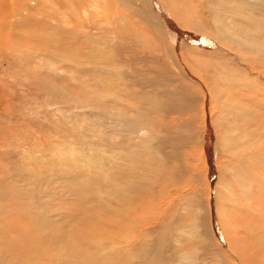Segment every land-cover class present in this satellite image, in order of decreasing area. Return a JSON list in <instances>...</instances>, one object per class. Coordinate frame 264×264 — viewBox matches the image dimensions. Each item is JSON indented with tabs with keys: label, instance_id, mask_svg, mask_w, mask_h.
<instances>
[{
	"label": "rangeland",
	"instance_id": "1",
	"mask_svg": "<svg viewBox=\"0 0 264 264\" xmlns=\"http://www.w3.org/2000/svg\"><path fill=\"white\" fill-rule=\"evenodd\" d=\"M154 1L160 7L158 1ZM78 2V12L84 21L85 31L106 43L103 57H80L82 70L79 79L82 87L80 86L79 95L80 101L87 107L83 125L86 130L73 134L74 131L60 126L63 122L68 123L67 118H63L65 115L69 119L73 117L70 116L73 112L63 109L69 108L73 111L71 104L64 106L63 97L71 101L78 99L69 72L73 65L71 57L62 52L52 53L50 51L53 49L48 50L33 43L29 44L31 46L21 47L22 52L18 54L23 56L20 55L19 66L26 64L25 67L30 72L33 69L42 71L39 81L33 79L27 86L38 98L32 103L30 110H41L47 117L35 116L33 111H29L31 121H40L38 125L29 127L27 120H22L19 127L21 131H13L9 140L3 142L4 147H7V157L2 158L3 151L0 150V164H8L7 169L3 170L4 176H10L0 184V264H46L45 258H50L49 254L54 255L56 264H81L76 258L79 251L75 248L80 247L77 245L79 239L90 241L89 245L100 248L103 255L98 257V261L91 262L92 264H119L117 254L121 253L111 252L109 247L114 245L112 241L120 240L123 232L117 225L120 214L127 216L128 220L130 215L138 218L135 219V233H128L131 246L127 248L128 255L124 254V259L126 257L128 260L123 263L149 264L150 261L157 264L150 257L159 240L153 241L155 246L150 243L142 249L144 247L140 246L139 239L142 232L151 230H155L156 234L153 236L159 238L160 234L157 232L165 226L172 233L164 236L163 244H166H162L164 249L160 252L162 251L161 257L165 262L161 264H264V87L259 86V81L260 85L264 84V68L259 69L260 71H249L239 62V50L227 52L219 42L206 36L212 30V25H203L198 19L199 22L194 21L196 24H193L197 31L186 28L190 14L193 17L195 14V17L205 14L204 0H188V14L184 13L183 16L176 13L178 16L169 17L180 40L188 45L187 49L193 50L189 56H185L183 52L172 54L180 60L181 66H171L170 62L166 63L162 54L157 55V52L162 51L158 42V45L151 43L155 52L145 47L152 41L149 36L148 39L147 36L143 39L144 47L140 44L136 46L135 36L139 31L147 33L146 27L138 24L139 28L135 26L133 29L131 25L137 24L118 6V0H105L106 8L103 0L95 5L89 3L88 9L87 0ZM164 2L161 1V7L171 9L180 0L174 3ZM89 9L98 17L92 24L88 22ZM240 24V29L251 32L247 25ZM119 30H123L120 39L116 37ZM238 39L242 41L239 36ZM16 41L18 42L17 39ZM106 41L114 45H109ZM259 41L264 45V40ZM250 42L245 41L247 45H251ZM190 44L193 46H189ZM26 53L27 56L32 54L31 61ZM197 53H200L199 56ZM244 53L249 54L241 51V54ZM37 56H48L46 63L50 67H46V72L43 68L45 61L39 62L34 58ZM188 58H196V63L191 62L193 67L199 62L202 63L197 65L199 68L196 67L200 71L184 66L191 61ZM209 60L211 65H205ZM59 65L66 66L67 70L57 69ZM174 67H178V73L174 71ZM258 88L260 91L257 93ZM135 92L139 95L146 94L152 99L147 105L143 106L140 102L137 104L131 95ZM58 102L62 108L55 116L50 113L53 106L49 104ZM29 107V104H25L24 111L22 106L20 113H24ZM118 113L122 114L123 119L128 118L130 123L119 124ZM144 130L146 133H142ZM52 131L59 132L51 137ZM149 135L156 138L153 148L157 150L144 153L142 138ZM17 147L23 157V167L18 169L14 163L9 164L11 159H6ZM81 147L85 149V155H78ZM63 150H66L65 153ZM118 150L130 158L131 167L128 166L131 169L128 167L127 177L133 181L137 179L143 185L135 182L139 188L135 185L133 193L128 192L130 198L127 201L125 199L128 196L122 194L124 190L115 188L118 195L109 194L113 179L108 173L115 169L116 164L113 163H116ZM86 153L92 154L87 156ZM101 153H105L104 160L111 162L107 160L109 163L105 164L106 168L98 161L92 162V165H83L82 179H85L86 192L89 193L82 192L83 189L78 193L74 187L76 180L72 178L76 176L75 171L79 166L75 170L73 161L78 160L82 164L84 158L92 159L102 155ZM62 157L67 160L62 161ZM36 161L43 164L38 166ZM107 164L111 167L109 171ZM116 171L115 169V173ZM54 172L60 175H54ZM119 172L125 174L123 170ZM134 172L137 177L132 174ZM148 179L150 185L146 182ZM139 211L144 213L140 214ZM39 217L42 218V223L36 222ZM47 233L53 237V242L45 245L44 255L39 250L43 245L38 242ZM92 242L99 245H92ZM115 246L119 247L117 243L112 247L118 250ZM37 252L40 255L39 260ZM147 252L150 257L145 255ZM91 256L95 257V251Z\"/></svg>",
	"mask_w": 264,
	"mask_h": 264
},
{
	"label": "bare ground",
	"instance_id": "2",
	"mask_svg": "<svg viewBox=\"0 0 264 264\" xmlns=\"http://www.w3.org/2000/svg\"><path fill=\"white\" fill-rule=\"evenodd\" d=\"M78 1L79 0H0V150L3 151L2 152V156H1L2 158L3 157L5 158V156L7 157V152H6L7 151V147H4L5 145L3 144V142L5 143V141L7 142L9 140L10 134L13 133V131H19V130L21 131V129H19V127L22 124L21 122H23L22 120H24V121L27 120V125L29 127H33L34 125L37 126L38 123L40 122L39 120L38 121H31L32 120L30 118L31 111H33V113H34L35 116L42 115V117L43 116L47 117V115L46 114L44 115V113H42L41 110H38V109H31L30 110L32 103L36 102L38 100V98L36 97L34 91L31 88L27 87L28 84L31 83L33 79L38 80L40 78V73H42V71L41 70L40 71H36V70L33 69V72H30V70L25 67L26 64H22V67L19 66V64H18L19 61H20V59H19L20 58V55H22V54H20V55L18 54L19 52H22L21 47H23V46H26V47L27 46H31V45H29L30 43H33L34 45L39 46V47L40 46L45 47V49L47 48L48 50L49 49H53V51H50L52 53L54 51L62 52L63 54L67 55L68 57H71L70 59H72L71 61L73 62V65H71V68H70L71 71H69V72H71V76H72V79H73V82H74L73 87L76 88V92L75 93H76V95H78V99L76 98L74 101H71L68 98L62 96L63 97V104H64V106H68L69 104H71L72 105L71 108L73 109V111H70L69 108H63V109H65L67 112H70V113L73 112V115H70V116H73V117L71 119H69V117H67L64 114V112H62L63 115H65L63 118L64 119L67 118L66 120H68V123L63 122L60 126H63V127H61L63 129H70V131L71 130L74 131L73 134H75L77 132L80 134V133H83L84 130H86L83 127L84 121H85V116L87 114L85 112V107L86 106H85L84 102L82 103L80 101V95H79L80 86H81V79H79V77H80V73H81V70H82L81 69L80 57L83 56V57L88 58V56L89 57L91 56L93 59L94 58L101 57V56L103 57V55H105L104 54V51H105L104 49L106 48V46H105L106 43L100 41L97 37H94V36L88 34L85 31V29H84V21L81 20V18H80L81 15L78 12L79 11V2ZM103 1L105 3V0H103ZM157 1H158L159 5L161 7L162 6L161 5V1H165V2L167 1V2H170V3L171 2L174 3L175 1H179V0H157ZM186 1H188V0H180L179 4H176L171 9H168V7H166V9L163 8V7H161L163 10L156 4L155 1L153 2V0H142V1L140 0V2L138 0H118V6L119 7H122V9H124V11L127 12V14L132 17L131 18V21L134 22V24H137V25H131V26H133V29H135V26L138 27V24L139 25H143L144 27H146L147 33H145V32L142 33V32L139 31V34L137 36H135V39L134 40L136 41L135 42V44H137L136 46H139V44H140L141 46L144 47L145 44L144 43L142 44L143 39H144L145 36H147V39H148V36H149L150 37L149 39H151L153 42L152 41H149V43H148L149 45L148 46L146 45L145 47H149L152 50V52H155L153 50V48H151V47H154V46H152L151 43H154L156 45H158V43H159L161 45V48H162L161 50L162 51L157 52L158 53L157 55H161L162 54V56L165 57L166 63L167 62H170V65L171 66L173 64H174V66H175V64H176V66H181L182 64H181L180 60L177 59L176 56L174 57L172 54H174V53L176 54L177 52H183L185 56H189L190 54L193 53V50L190 51V49H187L188 48L187 47L188 45L186 43H184L182 40H180L179 34L177 32H175L173 26H171V23H170V20L171 19L169 20V17L171 18V16L173 17L174 15L176 17L177 14H180V15H183V16H184V13L188 14L190 10L187 9V3L188 2L186 3ZM99 2H100V0H87V9L89 8V3L95 5V4H98ZM61 3H63L62 4L63 7H62ZM168 5H170V4H168ZM106 7H107V5L105 3L104 4V8H106ZM203 9L205 11V14L204 15H200L199 17H195L196 16V14H195V16L193 17L190 14L188 16L189 17V24L187 25L188 27H186V28H189L190 30H196V29H194V28H196V26H193V24L194 23L196 24V22H199V21L202 22L203 25H205L206 23L212 25L213 26L212 30L208 31L207 35L204 33V35L209 36L210 38H212L216 42H219L224 47L223 49L224 50H227V52L228 51L231 52L233 49L234 50H239V53L240 54L238 56L241 59V61H239V60L238 61L240 63H243L249 69V71H260L259 69H262L263 70V68H264V45L259 40H264V0H204ZM89 11H90V9H89ZM91 11H93V10H91ZM91 11L89 12L90 16L88 18V22H90L92 24V23L95 22V20H97L98 17L96 16V14H94ZM95 11H96V9H95ZM104 11H106V10H104ZM103 14H104V12H103ZM87 15H88V13H87ZM198 19H200V20L197 21ZM104 21H105V19H104ZM194 21H196V22H194ZM127 23L129 24V22H127ZM187 23H188V21H187ZM240 23L247 25V27L251 30V32L249 30L246 31L244 29H240L241 27L239 28V26H238ZM118 24L120 25L121 23H118ZM179 24H180V22H179ZM236 26H238V27H236ZM183 27H185V26H183ZM204 27H206V26H204ZM123 30H121V31L119 30V32L116 35V37H119V36L121 37V33H122ZM106 31H107V29H106ZM111 34H113V33H111ZM238 36L242 39V41L241 40L239 41ZM120 37H119V39H120ZM232 38L236 42L233 41ZM16 39L18 40V42L16 41ZM131 39H132V35H131ZM155 40H156V42H155ZM15 41L17 43H19V45ZM245 41H251L250 42L251 45H247L245 43ZM106 42H108L107 44H109V45L113 44L112 42H109V41H106ZM115 45H118V43L115 44ZM102 46H104V47H102ZM189 46H193V45L190 44ZM124 47H125V45H124ZM38 49L40 50V48H38ZM83 49L86 50V52H84ZM25 50H27V49H25ZM112 50H114V49H112ZM241 51L247 52L249 54H246V53H244L246 55L241 54ZM117 54H119V53H117ZM199 54H198V56H199ZM31 55L32 54H30V56H29V54H28V56H27V53H26V56L30 58V61L33 58V56H31ZM214 56H212V57L214 58ZM47 57H45V56H40V57L37 56V57H34V58L37 59L41 63L44 62V61L46 63L47 62ZM204 57H206V56H204ZM60 58H62V57L60 56ZM188 59H191V61H189L188 63H185L184 66H186L188 69L189 68H192V70H194V71H200L197 68H199L198 66L201 65L202 63L201 62H199V64L197 63L196 64V67L197 68H196V67H193V64L191 63V62H195L194 59H196V58H188ZM216 59H217V57H216ZM22 60H23V58H22ZM68 60H69V58H68ZM82 60H83V58H82ZM23 61H25V59ZM119 61H121V60H119ZM244 61H246V62H244ZM156 64H154V65L156 66ZM206 64H210L211 65L210 60L209 61H206L205 65ZM49 65H50L49 63H46L44 65L45 67H43V68H45L44 69L45 72L48 69L46 67L49 66ZM123 65H125V64H123ZM20 67L23 68V71L20 69ZM57 69H59V70L66 69V66L59 65V68H57ZM173 69H174V71L176 73H178V70H179L178 67H176V68L174 67ZM200 69H202V68L200 67ZM243 73H244V71H243ZM144 79H145V77H144ZM56 80H57V78H56ZM135 80H136V78H135ZM140 80H141V78H140ZM63 81L65 82L64 79H63ZM131 81H132V79H131ZM166 81H167V79H166ZM258 81H259V79H258ZM241 83H243V82L241 81ZM241 83H240V85H241ZM260 83L261 82L259 81V86H263L264 87V84L260 85ZM48 84H46V85H48ZM233 85L235 86V84H233ZM233 85H232V87H234ZM238 85H236V86H238ZM155 86L157 87V85H155ZM158 86H159V84H158ZM256 86L257 85H255V87ZM118 87H120V86H118ZM123 87H124V85H123ZM243 87L244 86H242V88ZM21 88H22V90H21ZM261 88L262 87H260V90H261ZM243 89H245V88H243ZM58 90H60V89H58ZM144 90H146V89H144ZM159 90H160V88H159ZM249 90L251 91L250 88H249ZM260 90L258 88L257 93ZM160 91L162 92V89ZM131 95H132V100L135 103L138 104L140 102V104L143 105V106L144 105H147V103H149V100L152 99V98L148 97V95L143 94V93H140V95H139V94H137L135 92V93H133ZM53 96H54V92H53ZM107 100L109 101L110 99L107 98ZM127 101H128V99H127ZM25 104H29L30 107L29 108H26V111L24 113H20V108L22 106H23V110L22 111H24V105ZM49 105L50 106H53V108H52L53 110L52 111L50 110V113H53L55 116H57L56 114L62 108L60 106L59 102L58 103H50ZM118 106H120V105H118ZM29 111H30V113H29ZM132 112H133V110H132ZM117 116H118L117 119H119L117 122L119 124L125 125V123H130V120H127L128 118L127 119H125V118L123 119V116H122L121 113H118ZM131 124H132V121H131ZM53 132H55V133H53ZM58 132L59 131H52V132H50L51 133L50 136L51 137H54V134H57ZM142 133H146V130H144ZM142 139H143V142L141 144H143L144 153L145 152H148V151L153 152V150H155L153 148V144L156 143V141H157L156 138H152L151 135H149L148 137H144L143 136ZM87 140H88V138H87ZM10 149H11V147H10ZM66 149H68V148H66ZM8 150H9V148H8ZM120 150L117 151L116 156H115L116 157V163H113V164H116L114 166V168L117 170L116 172L118 173V176H115V174H117V173H115V169L114 170L112 169L113 171H109V169L111 167H109L110 165L107 164V167H109L107 169V171H109L108 174L111 176L110 178H112L114 180V181L113 180L111 181L112 184H110V185L112 187H111V190H110L109 194L118 195V193H115L116 190L114 191L115 188H118L119 190H124V193L122 192V194L125 197L128 196L125 199V201H127L130 198L128 192H130L131 194L133 193L132 190H135V185L137 186V183H135V182H138V181H136L137 179H135L134 181L133 180H130L127 177V171H128V167H129L128 165L131 164V161H130V158L128 157V155L126 153L120 152ZM65 151L66 150H63L62 152L65 153ZM158 151L156 153H159ZM30 152H32V151H30ZM78 152H79L78 155H85L84 154L85 149L83 147H81ZM162 153H163V151H162ZM89 154H92V153H89ZM89 154L86 153L87 156ZM101 154L102 155L94 156V158H92V159L89 158L88 160H86V158H84L83 159V163L84 164L83 163L81 164L80 162H78V160L75 162V160L73 161L72 159H70L74 163L72 166L74 167L75 170L79 166L78 169L75 171L76 172V176L74 178H72V179H75L76 180L75 181V184L74 183L73 184H74V187L76 188L75 191L78 190V193H81L80 192V189H83L82 192H84V193L87 190L86 184L84 182L85 179H82L83 178V175L82 174H84L83 165H85V164H86V166H87V164H91L92 165V162L94 163L95 161H98V162H100V164H104L103 166L105 167V164L106 163L111 162L108 159L107 160L109 162L107 160H104L103 159V158H106V157H104V154L105 153L104 154L101 153ZM151 155H152V153H151ZM160 155L162 156V154H160ZM109 158H111V156H109ZM163 158L165 159V157H163ZM6 159H8V160L11 159L10 162H9V164L13 165V163H14L17 166V169H18V167L19 168H22L23 167V164H22L23 157H22V153H19L18 147L17 148H14L13 152ZM27 159L28 158H26V160ZM37 159H38V156H37ZM60 159L61 160L62 159L63 160L65 159L64 161L67 160V158H65V157H62ZM77 162H78V164H77ZM47 163L48 164H51L49 161ZM63 163H61V164L64 165ZM35 164L38 165V166H40L43 163H41L40 161L39 162L36 161ZM35 164H33V166ZM7 166H8V164L6 166L3 163L0 164V184H2L3 182H5V179L6 178H8V177L10 178V176H4L3 170H6L7 169ZM59 166H60V164H59ZM97 166H99V164ZM54 167H56V166H54ZM130 167H131V165H130ZM49 170H51V169H49ZM120 170L125 171V174H121L119 172ZM67 171L65 170V172H67ZM48 172H47V174L49 175ZM57 172H59V171H57ZM132 174H135V172L132 173ZM54 175L59 176L60 173L58 175V174H55V172H54ZM71 175H73V174H71ZM50 177H52L51 174H50ZM136 177H137V175H136ZM96 181H97V179H96ZM146 182L149 184L150 183V180L148 179V180H146ZM68 183H70V180H69ZM148 184H145L144 183V185H148ZM141 186H143V185H141ZM127 188H129V189L126 190ZM137 188H139V187L137 186ZM105 189H107V188H105ZM125 190H126V192H125ZM86 193H89V192H86ZM82 195L84 196V194H82ZM98 197H96V198H98ZM107 197H108V194H107ZM109 200H111V199H109ZM36 201H38V200H36ZM96 201H97V199H96ZM127 211H129V210H127ZM139 213L140 214H143L144 211H139ZM140 214H138V215H140ZM126 217H125V215L124 216H121V214H120V218H118L117 225L120 228V230H123V232L121 233V236H120V240L119 241H117V242L112 241V243L114 245H116V243L118 244L119 247H116V246L115 247L119 251L116 250V249H114L112 247L114 245H112L111 247H109V249H110L111 252L114 251L115 253L116 252L121 253V254H117V261L119 262V264H129V262L128 263H126V262L123 263L124 261H127L128 260L126 257L124 259V254L128 255L129 250L127 251V248L130 245L129 243H131V238H130V236H129L128 233H135V227H134L135 224H136L135 221L138 219L137 216H135V215H130V217L128 216L129 217V220ZM163 217H164V215H163ZM36 222L42 223V218L41 217L36 218ZM6 225H8V221H7ZM37 225H38V223H37ZM43 226L44 225H42V227ZM148 230H150V229H148ZM168 230H169V228H167V227L165 228V226H163V228L161 229V231L157 232V234H160L159 238H157V236H153V235L156 234L155 233L156 232L155 230H151L150 232H147L146 231V233H143L142 232L143 235L141 236V239H139V242L141 243L140 246L144 247L142 249H145L147 246L150 245V243L153 246H155L156 243H154L153 241L155 239L156 240H159L158 241L159 243H157L158 246L156 245L155 246L156 248H154L153 255H151V257H150L149 256V252H147V254H145V255H148L150 258L154 259L156 262H158L157 264H161L162 262H165L162 259V257H161V252L162 251L160 252V250L161 249H164V246H162L163 241L165 240L164 239V236H166V235L170 236L171 233H172V232H170ZM48 231H49V229H48ZM140 234L141 233H139V235ZM49 236H50V233H47V235H44L41 238V240H39V242H38L39 244L43 245V248H41V249H43V251L41 249H39V250H40L41 253L44 252L43 253L44 255L46 254V252L44 250L45 245H47V246L49 244L51 245V243L53 242V237H51V236L49 237ZM118 239H119V237H118ZM133 239H135V237ZM90 240H92V239H90ZM93 243L94 242H92V245H99L98 243H95V244H93ZM89 244H90V241L88 242L87 240H80L79 239L77 241V245H80V247L79 246H76L75 247L79 251L78 256L76 258H77V260H79V262L81 264H92L91 262H93V261L95 262L96 260L98 261L99 260L98 257H100L101 255H103L102 253H100V248H98V246L92 247ZM165 244L166 243L164 242L163 245H165ZM46 250H48V249H46ZM77 250H76V252H77ZM93 251H95V257L91 256L93 254ZM147 251H148V249H147ZM54 252H55V248H54ZM102 252H103V250H102ZM104 252H107V251L104 250ZM109 255H111V253H109ZM39 257H40V255L38 253V258H37L38 260H39ZM49 257L50 258H45V261H46L45 263L46 264H56V261L54 260V255H50L49 254ZM100 260H103L104 261L103 258H100ZM148 263L150 264L151 262L149 261ZM131 264H132V262H131ZM146 264H147V262H146Z\"/></svg>",
	"mask_w": 264,
	"mask_h": 264
}]
</instances>
